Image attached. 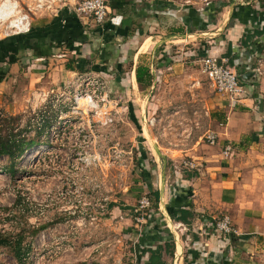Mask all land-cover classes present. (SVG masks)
I'll use <instances>...</instances> for the list:
<instances>
[{
  "label": "rangeland",
  "instance_id": "374dc122",
  "mask_svg": "<svg viewBox=\"0 0 264 264\" xmlns=\"http://www.w3.org/2000/svg\"><path fill=\"white\" fill-rule=\"evenodd\" d=\"M10 1L17 5L15 12L0 16L5 44L0 48V129L37 142L17 160L15 172L2 168L12 160L0 156V233L25 229L24 243L31 248L24 264H113L118 247L129 249L127 218L136 224L139 200L153 197L147 179L159 187L161 179L174 183L172 171L197 172L194 155L210 144L208 133L217 131L212 120L219 93L201 69L204 36L186 31L183 44L169 49L173 67L155 72L152 86L142 89L134 86L131 60L117 81L116 73L67 70L68 49L59 50L65 56H47L46 63L34 59L27 45L18 50L10 38L20 33L11 21L35 0ZM176 1L193 6L211 1L222 10L231 0ZM38 13L31 15L32 23ZM146 38L140 37L128 58L150 47ZM151 52H141L138 64L152 56L162 59ZM112 203L116 206L109 208ZM28 224L42 228L34 234ZM0 264H19L11 247L0 246Z\"/></svg>",
  "mask_w": 264,
  "mask_h": 264
},
{
  "label": "crops",
  "instance_id": "0c3cea01",
  "mask_svg": "<svg viewBox=\"0 0 264 264\" xmlns=\"http://www.w3.org/2000/svg\"><path fill=\"white\" fill-rule=\"evenodd\" d=\"M45 1L49 7L33 19V43L26 47L43 63L50 55L65 56L66 52L59 50L67 49L65 41L74 39L69 51L81 70L90 60L92 67H99L93 71L116 73V79H122L125 64L131 60V78L138 86L136 69L141 52L152 50L153 55L162 57L155 61L152 56L144 64L153 77L157 71L167 72L173 67L167 56L170 47L183 44L188 31L189 35L204 36L199 47L203 58L211 55L225 60L240 77L257 71L248 81L241 78L245 92L239 101L232 102L219 93L212 120L218 139L194 155L199 172L183 176L181 170L172 171L174 183L161 179L159 187L147 179L148 190L152 194L159 191L158 207L151 208L141 227L127 218L129 249L118 247L112 255L113 264H151L155 251L165 264H264V0H231L222 10L211 1L193 6L176 0H145L142 5L137 4L142 0H109L111 13L104 25L79 16L74 0ZM11 13L8 5L0 16ZM170 18L175 20L171 25ZM143 34L150 47L145 51L139 48L128 58L127 52ZM16 65L12 63L11 69ZM110 66L116 67L115 71ZM227 145L232 146L228 155ZM161 159L166 170L165 157ZM188 174L195 175L190 178ZM182 209L194 216L188 221L177 219L175 214ZM225 213L231 214L233 235H219L214 229L213 221ZM123 237L118 242L123 243ZM253 240H257L256 246ZM245 254L248 256L243 258Z\"/></svg>",
  "mask_w": 264,
  "mask_h": 264
},
{
  "label": "built area",
  "instance_id": "2783aa9c",
  "mask_svg": "<svg viewBox=\"0 0 264 264\" xmlns=\"http://www.w3.org/2000/svg\"><path fill=\"white\" fill-rule=\"evenodd\" d=\"M76 13L84 18L90 19L97 25H104L110 17L111 8L109 0H74ZM45 0H35L33 6L28 5L27 12H19L21 18L17 20L18 24L14 26L17 28V33H27L30 31L32 22L30 21L31 15L37 13L42 8L49 6ZM17 6V5H16ZM16 34V33H14ZM63 56V55H60ZM202 72L210 79L215 90L226 96L230 101L237 102L244 95L245 86L241 80L238 72L230 68L225 60H220L215 56H207L201 60ZM210 144H216L218 135L214 131L208 133ZM232 150L231 145L225 148V154H230ZM194 166V165H192ZM152 208V201L149 195H144L138 202L136 211L139 214L136 216V225H144L147 222V211ZM214 229L219 235H233L235 233L234 224L230 214H223L213 221Z\"/></svg>",
  "mask_w": 264,
  "mask_h": 264
},
{
  "label": "trees",
  "instance_id": "16d2710c",
  "mask_svg": "<svg viewBox=\"0 0 264 264\" xmlns=\"http://www.w3.org/2000/svg\"><path fill=\"white\" fill-rule=\"evenodd\" d=\"M219 7H221L219 5ZM32 32V29L28 33H20L18 35L12 36L10 39H14L16 42V48L20 49L22 46L25 47V45L31 47L32 46V39L34 38V34ZM4 43V42H3ZM0 40V48H3L5 44H3ZM65 46L68 50H71V48L74 46L75 41L74 39H69L65 41ZM14 61L12 60L11 63ZM86 69H97L95 66L91 64L90 60L87 61ZM66 66L69 70L72 71H78L83 72L84 69L81 70V68L76 66V60L69 59L66 63ZM92 68V69H91ZM99 69V67H98ZM97 69V70H98ZM136 77L137 82L142 89H147L153 84V74L151 73L150 67L144 64H139L136 69ZM120 78H117V81H120ZM35 142H37L36 138H28L26 135L21 136L19 133H15L12 130L9 132L3 134L2 130L0 129V156L1 155H7L11 160V164L9 166L2 167L3 169L10 170V172L16 171V162L18 159H20L27 149L31 148ZM195 174H188V177H192ZM151 198V197H150ZM153 198V199H152ZM151 198L152 201V207L156 208L158 207V201L160 198L159 191H153V197ZM116 206L115 203H112L109 205L110 207ZM177 219L182 221H188V218L193 215V212L188 209H182L181 211L177 212L175 214ZM28 228L31 229L32 233H37L42 226L37 227L35 225L28 224ZM25 229H22L16 233L9 232V233H0V246L4 247H11L13 250V256L14 258L19 262V264H24L26 260V256L31 248L30 243L25 244V239L27 235L25 234ZM170 246V244H167ZM151 264H165L161 262V256L158 255L155 252H153V255L150 257Z\"/></svg>",
  "mask_w": 264,
  "mask_h": 264
},
{
  "label": "bare ground",
  "instance_id": "6f19581e",
  "mask_svg": "<svg viewBox=\"0 0 264 264\" xmlns=\"http://www.w3.org/2000/svg\"><path fill=\"white\" fill-rule=\"evenodd\" d=\"M8 3V0L6 1V2H4V3H1L0 4V12L5 8V7H7L8 5L13 9V11H14V8H16L15 6V3L13 4L11 1L9 2V4H7ZM14 6V7H13ZM6 16V15H5ZM21 18V14H20V16H19V18H16V19H14L13 21H11V24H12V26H16L17 24H18V22H17V20H19Z\"/></svg>",
  "mask_w": 264,
  "mask_h": 264
},
{
  "label": "water",
  "instance_id": "95a60500",
  "mask_svg": "<svg viewBox=\"0 0 264 264\" xmlns=\"http://www.w3.org/2000/svg\"><path fill=\"white\" fill-rule=\"evenodd\" d=\"M256 72H257V71L252 70V71H248V72H246V73H242V74H241V78H242L244 81H248V80H249V79H248L249 76H253V75H255Z\"/></svg>",
  "mask_w": 264,
  "mask_h": 264
}]
</instances>
